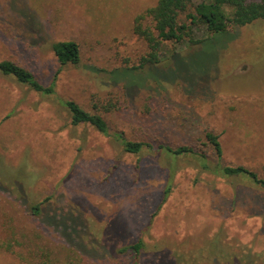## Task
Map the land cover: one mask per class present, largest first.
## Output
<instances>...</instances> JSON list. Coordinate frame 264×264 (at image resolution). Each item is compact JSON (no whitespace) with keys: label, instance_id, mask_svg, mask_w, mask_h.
<instances>
[{"label":"rangeland","instance_id":"1","mask_svg":"<svg viewBox=\"0 0 264 264\" xmlns=\"http://www.w3.org/2000/svg\"><path fill=\"white\" fill-rule=\"evenodd\" d=\"M157 1L0 0V61L43 86L55 78L40 95L0 74V264L47 252L59 264H132L120 249L139 238V264H264V190L198 157L264 180V19L194 46L164 42L159 63L138 68L149 48L133 22ZM62 41L78 44V65L61 67L51 45ZM62 101L100 115L108 136L72 125ZM124 140L150 147L126 153ZM62 215L73 236L55 225Z\"/></svg>","mask_w":264,"mask_h":264},{"label":"trees","instance_id":"2","mask_svg":"<svg viewBox=\"0 0 264 264\" xmlns=\"http://www.w3.org/2000/svg\"><path fill=\"white\" fill-rule=\"evenodd\" d=\"M261 19H264V0H199L196 3L193 0H158L154 6L137 15L133 22V34L144 40L149 48L147 56L142 57L141 66L138 68L158 64L160 61L159 53L164 42H186L194 46L212 39L218 34L229 33L231 29L243 27ZM200 28H203L207 33L205 39H198L195 35V31ZM51 49L61 67L68 64L78 65L80 53L76 42H55L52 43ZM135 69L137 67L126 68L127 71ZM115 73V71L112 72L113 75ZM0 74L12 77L18 84L24 85L40 95H53L55 91V78L49 86H43L30 71L11 61H0ZM61 105L69 113L72 125L88 124L101 134L108 136L107 124L100 115L85 111L73 101H62ZM206 139L213 146L216 157L219 160L221 158L219 136L207 133ZM122 146L124 152L131 154H138L145 147H150L148 144L142 142L125 140L122 142ZM159 148H164L170 155L179 159L186 156H198L197 153L187 146H181L175 149L162 146ZM198 157L201 163L200 167L203 170L225 179L232 177L239 178L240 176L246 175L255 185L264 190V180L259 179L254 172L242 166H224L219 163L212 165L205 156L201 155ZM31 212L35 216L40 215V204L31 207ZM60 219L67 221L66 224H60L58 221L55 225L65 231H71L73 218L62 215ZM70 235L73 236L72 231ZM12 246V244H8V247ZM143 247L144 243L142 238H139L138 241L132 245L123 247L120 251H133L132 264H139ZM156 255H158L156 259L160 258V255L167 257L163 252H158ZM71 262H73V258H70L69 262L66 261L62 264H71ZM32 264L59 263L52 260L49 252H47V254L43 253Z\"/></svg>","mask_w":264,"mask_h":264}]
</instances>
